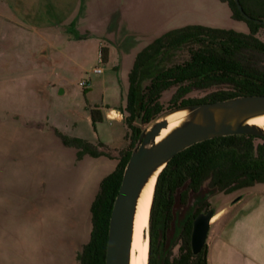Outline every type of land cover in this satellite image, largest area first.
<instances>
[{
  "label": "rangeland",
  "instance_id": "1",
  "mask_svg": "<svg viewBox=\"0 0 264 264\" xmlns=\"http://www.w3.org/2000/svg\"><path fill=\"white\" fill-rule=\"evenodd\" d=\"M94 1L96 5L93 13L94 20L101 18L106 20L104 17L106 10L107 13H113L112 18L107 20L105 31L98 27L95 30L93 28L87 31L78 30L76 24L72 22L61 26L59 28L61 34L52 37V35L46 36L45 33H41L38 26L33 24L29 31L32 51L38 52L40 42L44 41L48 47V65L39 67L33 64L31 70L27 69V54L24 56L23 52L18 50L23 48L24 41L20 33H16L13 39L11 36V39L7 41L11 48H15V51L0 56L1 62L11 61L10 65H0V169L3 170L0 177V222L3 218L10 217V224L14 225L10 228L5 225L0 229L1 264L14 263L13 259L15 264H29V253L32 251L34 254L36 249L39 252L36 256L38 264H48L55 255L51 250L55 252L56 249L59 250V248L38 246L39 239L34 238L30 243L21 240V236L24 235L21 234L24 233L22 231L24 224L21 219L27 222L25 211L35 210L33 202L36 197L28 192L30 180L39 172L42 176L39 186L43 193L45 183L48 189L52 186L50 183L52 174L63 168L66 171L74 169L72 164L68 163L65 152L54 147L55 134L60 138L63 136L81 139L92 145H96L97 142L104 143L111 150L108 154H114L116 160L120 158L121 152L127 149V142L123 141L126 133L123 124L104 120L93 126L89 120V110L94 107H98L101 112L105 109H109L108 111L116 109L122 113L124 121L128 89L126 57L146 43L145 36L142 38L139 34V28L150 25V21H156L157 24L159 16L153 18V14L166 16L167 20L160 23L166 30L183 28L186 27L182 26L184 23L196 21L209 28L248 32L244 23L229 19L228 7L218 0ZM42 2L44 0L35 1L32 14L36 11L39 16L45 15V11H42L40 7ZM70 9L68 6L48 8L45 17L55 28L58 24L57 20L69 15ZM120 19L123 21L121 25ZM59 26L58 24L57 27ZM109 29H114L113 32L116 33L122 30V34H125L123 37L126 38L120 47L119 44L106 39L105 33L106 31L108 33ZM25 33L27 47L28 28H25ZM257 37L264 42V29L259 31ZM101 44L105 45L109 51L106 63L99 62L98 54ZM197 46V44H187L178 49L162 46L153 51L161 55L157 61L160 66L170 67L187 61L190 49ZM24 60H26L25 65ZM98 67L102 69L99 73L95 70ZM82 81L87 83L85 87L80 85ZM148 83L149 81H145L144 85ZM217 89L219 88L213 87L205 91H193L187 97L202 98ZM175 90V87H171L162 93L160 103L164 106L163 113L168 111V102ZM136 125L144 127L139 123ZM32 130H37L44 136L38 140L39 136L30 134ZM39 145L46 148L48 153L47 157H44L45 161L34 159V151H37ZM102 175H107V170L99 171L97 179ZM263 195L264 185H256L227 195L211 194L207 200L210 203V209L215 212L216 209L224 207L227 211L226 218H229L236 210L246 207L259 206L257 209L259 213L258 210L262 208L263 203L252 202L254 198ZM235 203L238 205L233 207ZM34 219L31 218L32 222L29 226L36 235ZM64 220L62 219L63 224H65ZM7 232L13 234L14 241L4 240L5 235L8 236ZM173 252L176 254L177 249L175 248ZM24 254L27 258H24ZM25 259L26 262H24Z\"/></svg>",
  "mask_w": 264,
  "mask_h": 264
},
{
  "label": "trees",
  "instance_id": "2",
  "mask_svg": "<svg viewBox=\"0 0 264 264\" xmlns=\"http://www.w3.org/2000/svg\"><path fill=\"white\" fill-rule=\"evenodd\" d=\"M218 1L227 5L232 20L246 25L247 33L190 25L163 34L137 54L128 74L124 109V140L128 146L121 152L114 170L100 183L90 207V238L77 253V264H105L114 199L131 149L141 132L135 123H149L163 113L159 103L163 91L176 87L167 110L237 96L264 95V42L257 37L264 25L245 20L234 0ZM239 3L246 15L264 20V0H239ZM202 37L218 42L223 46V52H196L185 65L163 70L157 68L156 62L161 55L153 51L155 48L178 49L186 42L199 41ZM100 53L104 63L108 57L107 49L101 48ZM169 77L173 79L169 80ZM146 79L150 80L149 85L143 84ZM215 81H230L234 90L212 92L201 99L186 97L193 88ZM89 112L93 126L103 121L104 116L98 107ZM61 140L64 145L78 150V158L85 154L109 156L98 150L103 147L101 143L92 145L63 136ZM256 185H264V138L246 135L219 137L177 153L155 185L149 216L148 264H207L206 244L196 256L191 251L193 219L210 210L207 199L211 194L227 195ZM175 248L176 254L173 252Z\"/></svg>",
  "mask_w": 264,
  "mask_h": 264
},
{
  "label": "crops",
  "instance_id": "3",
  "mask_svg": "<svg viewBox=\"0 0 264 264\" xmlns=\"http://www.w3.org/2000/svg\"><path fill=\"white\" fill-rule=\"evenodd\" d=\"M35 1L36 0H0V56L1 54L15 51V48H11L7 41L11 39V36L13 39L16 33H20L24 41L22 45L23 48H19L18 50H20L19 52H23L24 56L27 54L28 70H31L33 64L41 67L44 66V64L48 65L49 62L48 47L44 41L40 42L39 53L32 51L29 31L33 24H36L34 26H38L41 33H45L46 36L52 35V37L61 34L59 29L61 26L66 24L69 25L72 22L76 24V29L78 30L87 31V29L90 28L95 30V28L98 27L102 31H105L107 30V20L112 18L113 14L112 12L107 13L106 10V16L104 15L106 20L102 18L100 20H94L93 13L95 12L94 9L96 6L94 0H64L61 2L59 0H44L40 7L42 11H45V15L39 16L37 15L38 12L34 10V14H32ZM67 6L71 8L69 15L63 16L61 19L57 20V23L60 25L59 27H57L58 24L55 28L52 27L47 17H45L48 8H63ZM154 16H159L157 24L156 21H150V25L146 27L141 26L139 28L140 36L142 38L145 36L147 41L141 47L136 48L127 55L128 74L139 52L160 38L163 34L174 30H166L162 27V24H160L167 20L166 16L153 14L152 17L154 18ZM229 19L234 21L231 19L230 11ZM119 22L121 25L123 22L122 19H120ZM97 23H99V25H97ZM189 25L206 26L196 21L188 24L184 23L182 26ZM25 28H28L27 47L25 43ZM113 30L109 29L108 33L106 31L105 37L111 42L119 44L120 47L126 38L123 37L125 34H122V30H120L119 33L113 32ZM101 48L107 49L105 45L101 44L99 54ZM107 52L109 57L108 49ZM108 57L104 63L108 61ZM10 63L11 61L1 62L0 59V65H10ZM25 64L26 60H24V65ZM108 110L109 109H105L102 112L104 116L103 121H115L123 124V116L120 114V111L113 109L116 114L114 112L110 113L109 118L113 119L109 120L107 118ZM89 120L91 122L90 117ZM32 131L33 132H30V134L39 136L38 140H40V137L44 136L39 134L37 130ZM124 137L123 141L126 143ZM53 143L55 148L61 152H65L68 163L72 164L74 169L66 171L63 168L60 169L59 172L52 174L50 177L52 186L48 189L45 183L43 193L41 191L42 188L39 186L42 180V176H40L39 172L30 180L31 183L28 185V192L30 194L32 193L34 195L33 197H36L35 202H33L35 210L33 212L31 210H27L28 212L25 211L27 222H24L23 218L21 219L24 224L22 230L24 233H21L24 235L21 236V240L22 242L27 241V243H30L35 238L36 240L39 239V242H37L38 246L43 245V247L47 248H59V250L56 249V252L53 249L51 250L55 255L52 256V261H49L48 264H77L76 255L81 248L88 243L90 238L92 228L90 213L91 204L99 191L101 181L114 170L118 160L114 158V154H109V156L101 155L99 157H92L85 154L81 158H78V150L74 147L64 145L61 138L56 134L54 135ZM98 143L101 142H97V144ZM101 144L103 147H100L98 150L108 154L111 150H109L104 143ZM34 153V159L40 161H45L44 157H47L48 154L46 148H43L42 145H39L37 151H34ZM60 163L63 165L62 162ZM104 170H107V175H102L97 179V173L99 171L103 172ZM2 173L3 170L0 169V177H2ZM258 197L254 198L252 203H263L262 208L258 210L260 211L259 213L257 212L259 206L255 208L246 207L236 210L229 218H226L227 211L224 207L216 209L217 219L215 222L211 223L205 243L207 247V264H264V195ZM257 199L258 201L256 202ZM238 203H235L233 207H236ZM31 218H35L33 224L36 226V235L40 236V238L32 232V227L29 226L32 222ZM62 219H65V224L62 223ZM10 221V217L3 218L0 222V229L5 225H7V228L13 227L14 225H11ZM11 230L13 231L14 229L12 228ZM7 235L8 236L5 235L4 237L6 241H11L14 238L13 234L10 232H7ZM34 246L37 247L36 244H34ZM35 251L34 254L32 251L29 253V264H38L36 256L39 252L37 249ZM25 254L24 258H27V254ZM12 262L14 263H10L15 264L14 259ZM24 262H26V259ZM6 264H8V262H6Z\"/></svg>",
  "mask_w": 264,
  "mask_h": 264
},
{
  "label": "water",
  "instance_id": "4",
  "mask_svg": "<svg viewBox=\"0 0 264 264\" xmlns=\"http://www.w3.org/2000/svg\"><path fill=\"white\" fill-rule=\"evenodd\" d=\"M234 2L245 20L264 25V20L252 19L246 15L239 0ZM178 112L186 113L185 120L165 138L156 142L157 136L168 126L166 118ZM260 116H264V95H244L212 103L173 108L158 115L149 123L136 122L144 127L139 126L140 135L131 149L114 199L108 225L105 264L130 263L137 200L144 185L157 171L159 172L155 185L167 163L177 153L206 140L239 135L264 138V128L248 124L249 120ZM215 215V211L210 209L193 219L190 247L194 256L202 251L210 230L211 219ZM146 233L148 234L147 231Z\"/></svg>",
  "mask_w": 264,
  "mask_h": 264
},
{
  "label": "bare ground",
  "instance_id": "5",
  "mask_svg": "<svg viewBox=\"0 0 264 264\" xmlns=\"http://www.w3.org/2000/svg\"><path fill=\"white\" fill-rule=\"evenodd\" d=\"M185 116V112H178L169 115L166 118L168 126L166 129H163L161 133L157 136L156 142H159L160 140L165 138V136H167V134H169L171 130L179 126L181 122L185 120ZM248 124L264 128V116L253 118L249 120ZM158 172L159 171H157L144 185L137 200L136 211L133 221L131 256L129 264H148L149 241L146 230L149 226V212L154 191L155 180ZM216 219L217 215H215L211 220L212 222H214L216 221Z\"/></svg>",
  "mask_w": 264,
  "mask_h": 264
},
{
  "label": "flooded vegetation",
  "instance_id": "6",
  "mask_svg": "<svg viewBox=\"0 0 264 264\" xmlns=\"http://www.w3.org/2000/svg\"><path fill=\"white\" fill-rule=\"evenodd\" d=\"M243 23V22H242ZM241 33H245V32H241ZM247 33V32H246ZM189 45V44H194V45H198L197 47L195 48H191L190 51H189V59L187 61H184L183 63H180V64H175V65H185L186 62H189L190 60V57L193 55V53H196V52H203V53H206L208 51H218V52H223V46L219 45L218 42H215L213 40H209L207 37H202L199 41H191V42H186V44L184 45ZM160 57V56H159ZM159 57L157 60H159ZM157 64V68L158 69H167L169 67H163V66H160V64L158 62H156ZM174 66V65H172ZM171 67V66H170ZM153 76V74L151 75ZM150 76V77H151ZM169 80H172L173 78H168ZM146 81H149V83L147 85L150 84V80L149 79H146ZM173 85V84H172ZM233 83L230 82V81H215V82H210L208 84H201V86L199 87H196V88H193L189 93L186 94V97L193 91H205V90H208L210 88H213V87H218L219 89L215 90V91H212V92H216V91H220V90H225V91H230V90H234L233 89ZM173 87V86H171ZM170 87V88H171ZM169 88V89H170ZM168 90V89H167ZM165 90V91H167ZM163 91V92H165ZM162 92V93H163ZM212 92H209L208 94L212 93ZM162 93L160 95V98L162 96ZM174 94V93H173ZM172 94V96H173ZM208 94H206L205 96H207ZM172 96L170 97L169 99V102H168V105L170 103V100L172 98ZM205 96H203L202 98H204ZM160 98H159V103H160ZM188 98V97H187ZM198 99H201V98H198ZM161 104V103H160ZM162 105V104H161ZM163 109H164V106L162 105ZM209 202V201H208ZM210 204V203H209ZM209 211V210H208ZM207 211V212H208Z\"/></svg>",
  "mask_w": 264,
  "mask_h": 264
},
{
  "label": "built area",
  "instance_id": "7",
  "mask_svg": "<svg viewBox=\"0 0 264 264\" xmlns=\"http://www.w3.org/2000/svg\"><path fill=\"white\" fill-rule=\"evenodd\" d=\"M99 62L102 63L101 53L99 54ZM95 70H96V72H98V73L102 71V69H101L100 67L96 68ZM80 85L83 86V87H85V86L87 85V83L82 81V82L80 83ZM112 112L115 113L114 110H110V111H108V113H107V118H108L109 120H112V119H113V118H109V115H110V113H112ZM115 114H116V113H115ZM120 114L122 115V113H120ZM118 115H119V113H118Z\"/></svg>",
  "mask_w": 264,
  "mask_h": 264
}]
</instances>
